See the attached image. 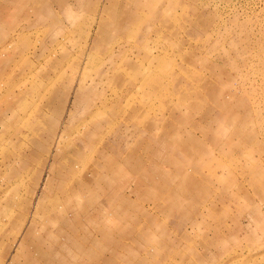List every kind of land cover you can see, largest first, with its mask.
<instances>
[{
    "label": "rangeland",
    "instance_id": "rangeland-1",
    "mask_svg": "<svg viewBox=\"0 0 264 264\" xmlns=\"http://www.w3.org/2000/svg\"><path fill=\"white\" fill-rule=\"evenodd\" d=\"M28 232L66 245L32 264H264V0H0V264Z\"/></svg>",
    "mask_w": 264,
    "mask_h": 264
},
{
    "label": "bare ground",
    "instance_id": "bare-ground-1",
    "mask_svg": "<svg viewBox=\"0 0 264 264\" xmlns=\"http://www.w3.org/2000/svg\"><path fill=\"white\" fill-rule=\"evenodd\" d=\"M101 24V23H100ZM107 24V23H106ZM97 43V42H96ZM86 59V58H85ZM97 83V82H96ZM83 82L79 83V86H82ZM95 104V103H94ZM98 109V107H96V105H94V110ZM106 111V110H105ZM100 114V113H99ZM101 115V114H100ZM104 115V114H102ZM101 115V116H102ZM100 118V117H99ZM95 122V121H94ZM80 134V133H79ZM92 135V134H91ZM77 142L78 145L77 147L74 149L76 151V155H79L81 157V153L86 154L85 151H89V152H93L94 149V145L93 144H89L88 141H86L84 139L83 134L77 137ZM94 143V142H93ZM73 151V150H72ZM110 153V152H109ZM97 156L98 154H100L97 150L95 151V153ZM85 156V155H84ZM94 156V155H93ZM92 157V156H91ZM129 157V156H128ZM107 160V159H106ZM96 162H97V158H96ZM78 162L70 160L69 162H64V164L62 165V170L66 173H69L71 176H74L75 178H77V181L75 183L72 184H67V188L68 190L72 193L73 197H79V192L85 187L86 188V184H92L97 182V179L100 177L101 173L99 171V162H97L95 164V166L88 168L85 170L80 168V165L77 164ZM102 165V164H101ZM103 168V167H102ZM101 170V169H100ZM111 168L108 166V160H107V165H106V175L111 174L110 172ZM86 174V175H85ZM104 174V173H103ZM95 185V184H94ZM96 186V185H95ZM100 186V185H99ZM109 189H111L113 187V182L110 181L109 179ZM103 187V186H102ZM101 188V187H100ZM99 188V189H100ZM102 189V188H101ZM67 190V189H66ZM90 193V192H89ZM59 205L60 203L56 200V202L53 205V210H56L57 214L60 213V210L63 212H68L65 209H59ZM90 206V205H89ZM100 210V209H99ZM99 212V211H98ZM65 213V214H66ZM63 220H65V216H62ZM29 237V232L24 235L22 241L19 244V248L20 249H24L27 252V257L25 256V260L23 264H32V261L28 259V257L33 256H37L40 257L42 255H46L48 256L50 259H52L55 256H61L63 257L65 255V247L66 245H57L56 248H53L52 246L47 247L46 251H43L41 244H35L34 242H28L27 239ZM55 254V255H54ZM54 261H49V262H44L43 264H52ZM35 263V262H34Z\"/></svg>",
    "mask_w": 264,
    "mask_h": 264
}]
</instances>
